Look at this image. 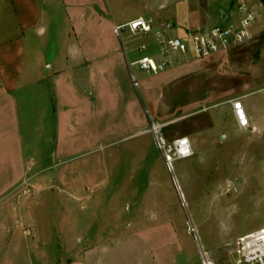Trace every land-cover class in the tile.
I'll return each mask as SVG.
<instances>
[{
	"label": "crops",
	"instance_id": "crops-1",
	"mask_svg": "<svg viewBox=\"0 0 264 264\" xmlns=\"http://www.w3.org/2000/svg\"><path fill=\"white\" fill-rule=\"evenodd\" d=\"M101 2L0 0V264H36L33 253L42 252L45 246L60 250L64 247L70 253L62 264L181 261V227L174 214L161 207L166 204L165 198H147L145 204L157 206L126 219L116 204L122 202L121 194L126 198L128 186L126 181L116 185L112 178L118 171V152L101 153L102 148L116 143L112 141L116 136L129 131L131 134L124 138L150 132L143 96L134 82V66H139L135 62L148 55L134 57V48L123 44L121 31H126L132 20L148 19L142 12L147 14L150 7L161 11L163 5L150 6L149 0H144L137 17L113 22L98 11ZM258 20V34L263 32L262 47L252 67V82L242 84L236 99L242 101L248 115L247 131L261 143L264 19ZM88 28L97 35H86ZM101 28L109 31L107 42L99 35ZM133 36L129 35V43ZM144 44L149 49L148 43L135 49L143 52ZM155 44L157 50L150 57L158 60L161 55L156 40ZM102 118L108 121L105 130L109 140L101 139L98 131ZM234 124L238 127L235 115ZM110 125L116 129H110ZM186 134L192 146V137L198 135ZM204 140L213 142L214 136L204 134ZM47 168L53 170L49 179L43 175ZM178 174L185 178L182 167ZM109 181L123 190L107 201L115 205L109 207L111 238H89L95 234H90V226L86 232L84 219V233L77 235L78 217L69 221L70 216L63 211L60 215L49 212L53 203L59 209L64 204L77 208L99 204L96 194ZM123 203L127 205L128 201L123 199ZM36 256L44 264L46 260Z\"/></svg>",
	"mask_w": 264,
	"mask_h": 264
},
{
	"label": "rangeland",
	"instance_id": "rangeland-1",
	"mask_svg": "<svg viewBox=\"0 0 264 264\" xmlns=\"http://www.w3.org/2000/svg\"><path fill=\"white\" fill-rule=\"evenodd\" d=\"M87 2L83 0V4ZM143 2L102 0L98 3V11L110 21H128L141 14ZM149 2L150 6L151 3L163 5L161 11L151 10L150 7L147 14L142 12L148 19H152L154 31L145 36H133L128 25L126 31H121L122 42L128 49L134 48V57L152 56L155 53V32L162 30L166 36L172 37L188 30L214 26L231 15L236 4V0ZM262 2L264 6V0ZM262 6L258 5V11L264 19ZM254 27L256 29V25ZM86 32L89 36L97 35V31L92 32L91 28ZM99 35L108 41V30L101 28ZM129 35L135 37L133 42L129 43ZM262 35L263 32L250 42L206 58L178 55L174 64L158 73L134 66L137 74L134 82L139 85L143 96L149 116V129L157 128L155 132L162 139L165 138L167 144L172 142L170 138L174 136H187L186 133L198 135L191 139L194 154L167 165L152 132L124 138L131 134V131L126 132L112 139L116 143L101 149L102 155L106 151L118 152V171L112 178L116 185L126 181V198L124 193L119 194L123 190L114 187L109 181L96 194L99 204H85L78 208L64 204L59 209L53 203L49 212L60 215L63 211L70 216L69 221L76 216L79 218V226L74 231L77 235L84 233V227L87 232L90 226V234L95 235H86V239L93 237L106 240L112 237L109 235L112 229V221L109 220L112 212L109 207L115 206L107 203L109 198L121 196L122 202L116 206L127 219L130 214H143L146 208L149 211L156 207L155 204H145L146 199L160 196L166 200V204L161 205L165 208L164 212L174 214L175 221L178 220L181 227L182 252L179 264H201L200 250L216 264H229L230 258L234 259L231 255L233 242L239 236L264 227V138L261 143H257L256 136L251 132L239 130L234 124L232 111V101L242 92V84L252 82V67L262 47ZM142 43H148L149 49L143 52L136 50L135 47ZM157 58L163 60L162 56ZM102 119L98 131L101 139L109 140L108 131L105 130L108 121ZM112 128L116 129L110 125ZM204 134L213 135L214 141L204 140ZM180 167L184 170V179L178 174ZM43 175L49 179L53 170L47 168ZM123 199L128 201L127 205ZM190 225L194 232L190 230ZM97 231L100 235H97ZM41 251L33 253L36 264H40L36 255L46 260L44 264H62L70 255L64 247L60 250L45 246Z\"/></svg>",
	"mask_w": 264,
	"mask_h": 264
},
{
	"label": "built area",
	"instance_id": "built-area-1",
	"mask_svg": "<svg viewBox=\"0 0 264 264\" xmlns=\"http://www.w3.org/2000/svg\"><path fill=\"white\" fill-rule=\"evenodd\" d=\"M235 9L224 21L204 29L188 30L182 35L166 36L162 32H155L159 53L163 60H156L144 56L136 64L150 73H158L174 64L178 55L193 58H206L218 52H225L244 43L252 41L258 34L257 22L259 19L258 5L262 0H236ZM256 25V29L255 26ZM134 34L147 35L153 32L152 20L139 17L128 23ZM142 45L141 50H146ZM232 108L238 127L247 131L250 124L243 103L240 99L232 101ZM150 132L155 137L156 144L164 156L167 165L177 159L192 156L194 150L187 136L179 137L171 143H166L151 127ZM190 225V230H191ZM194 232V229H192ZM229 264H264V227L239 236L233 242ZM201 264H216L208 255L200 250Z\"/></svg>",
	"mask_w": 264,
	"mask_h": 264
}]
</instances>
